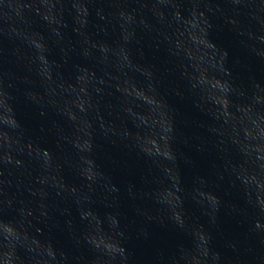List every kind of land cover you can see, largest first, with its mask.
<instances>
[{
	"label": "water",
	"instance_id": "obj_1",
	"mask_svg": "<svg viewBox=\"0 0 264 264\" xmlns=\"http://www.w3.org/2000/svg\"><path fill=\"white\" fill-rule=\"evenodd\" d=\"M0 264H264V0H0Z\"/></svg>",
	"mask_w": 264,
	"mask_h": 264
}]
</instances>
